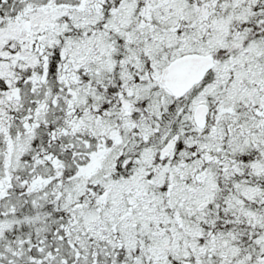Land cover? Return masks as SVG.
<instances>
[{"label":"snow or ice","instance_id":"6c2138e0","mask_svg":"<svg viewBox=\"0 0 264 264\" xmlns=\"http://www.w3.org/2000/svg\"><path fill=\"white\" fill-rule=\"evenodd\" d=\"M0 264H264V0H0Z\"/></svg>","mask_w":264,"mask_h":264}]
</instances>
